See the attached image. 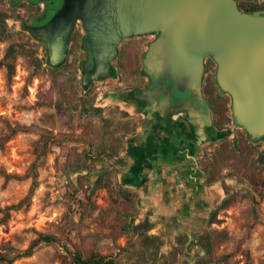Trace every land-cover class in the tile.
<instances>
[{
  "label": "rangeland",
  "instance_id": "374dc122",
  "mask_svg": "<svg viewBox=\"0 0 264 264\" xmlns=\"http://www.w3.org/2000/svg\"><path fill=\"white\" fill-rule=\"evenodd\" d=\"M21 1L0 0V208L29 200L0 223V252L24 251L48 236L55 241L12 264H72V253L116 264H264V141L254 144L232 126L229 96L212 82L213 128L231 132L205 144L200 160L217 202L190 244L177 237L166 250L162 233L139 227L154 225L139 195L117 184L126 140L138 128V117L98 98L124 88L118 74L83 87L80 23L64 64L49 67L44 44L22 28L42 6ZM238 2L264 9V0Z\"/></svg>",
  "mask_w": 264,
  "mask_h": 264
},
{
  "label": "water",
  "instance_id": "95a60500",
  "mask_svg": "<svg viewBox=\"0 0 264 264\" xmlns=\"http://www.w3.org/2000/svg\"><path fill=\"white\" fill-rule=\"evenodd\" d=\"M78 23L91 60V67L81 70L84 88L92 81L116 79L113 62L120 44L150 35L154 39L148 71L158 80L151 84L159 102L179 101L172 92L175 88L187 98L194 94L205 103L203 59L211 57L216 85L231 101L232 126L242 129L254 144L264 141V15L241 11L236 0H63L44 24L22 23V28L44 44L47 65L58 68L66 60ZM111 95L98 98L105 103V97ZM187 98L177 106H184ZM203 130L208 136L199 145L231 133L212 126ZM216 202L217 195L208 208ZM172 233H163L166 250L171 248ZM194 234L188 236V244Z\"/></svg>",
  "mask_w": 264,
  "mask_h": 264
},
{
  "label": "crops",
  "instance_id": "0c3cea01",
  "mask_svg": "<svg viewBox=\"0 0 264 264\" xmlns=\"http://www.w3.org/2000/svg\"><path fill=\"white\" fill-rule=\"evenodd\" d=\"M110 93L112 97H105V104H114L130 114H144L131 111L134 105L128 102L127 90ZM177 117L160 122L159 133L156 127L147 138L128 137L123 152L125 164L117 175L118 186L139 195L142 207L151 214L156 234L173 232L171 245L177 237L187 239L201 229L211 210L208 207L216 200L215 191L204 184L202 174L194 168L195 154L201 150L199 140H206L208 135L198 121H175Z\"/></svg>",
  "mask_w": 264,
  "mask_h": 264
},
{
  "label": "flooded vegetation",
  "instance_id": "af4514ba",
  "mask_svg": "<svg viewBox=\"0 0 264 264\" xmlns=\"http://www.w3.org/2000/svg\"><path fill=\"white\" fill-rule=\"evenodd\" d=\"M18 1L21 0H16V2ZM62 1L63 0H22L21 2H26L28 5L42 6L40 11L38 10L37 12L29 14L25 23L32 27H38L44 24L61 7ZM236 1L237 6L241 11L264 15V9H253L251 11L242 9L238 0ZM73 33L69 42L68 52L70 51L73 44ZM153 39L154 38H152L150 35H145L139 38L125 40L121 44L119 53L113 62V66L117 69L118 74L117 86L124 88L120 91L118 90L119 88L117 90H111L115 92L118 91L119 93H121L123 90H127L128 94L126 97L127 99H130L128 102H131L134 105L132 106L133 109L131 111H139V113L142 111L144 112V114L141 113L139 115L132 114L133 116L138 117V128L133 131L129 137L132 135H137L138 139L143 136H146L147 138V136L151 134L156 127L159 128V133L161 128L160 122L168 117L171 118L172 116H179L175 119V121H179V118H182V121L185 119L189 123H197L198 121L201 123L200 127L205 126L207 129L209 126L213 127L215 124L214 122H216L217 119H215L213 107L209 98V94L212 89V82L216 81V69L212 58L207 56L203 59L204 72L202 76L201 92L205 103L200 102L197 99V96L194 94H191L187 98V96L181 94L175 88L172 89V92L174 97H177L179 101L172 99V101H169L168 103L159 102V99H157L152 93L153 84H151L152 81L158 80L150 76L148 71V67H150L152 64V61L149 59V52ZM80 47L84 53V58L82 61H80L79 68L80 70L87 71L91 67V60L85 43L84 32L80 38ZM121 82H126V85L122 86L120 84ZM132 98L138 101L137 104L134 103ZM186 98L187 100L184 103V106H177V103L180 102V100L185 101ZM127 113L130 114V112ZM200 137L203 138L201 135ZM209 143L210 142L201 143L200 152L195 154L197 157L195 158L194 168H196V170L202 174V178L204 173L200 169V160L204 153V145Z\"/></svg>",
  "mask_w": 264,
  "mask_h": 264
},
{
  "label": "trees",
  "instance_id": "16d2710c",
  "mask_svg": "<svg viewBox=\"0 0 264 264\" xmlns=\"http://www.w3.org/2000/svg\"><path fill=\"white\" fill-rule=\"evenodd\" d=\"M5 19H6L5 15L0 14V24L1 25L5 24L4 23ZM13 51H14V46H10L5 56V60H7L6 68L9 73L12 71V64L9 60L13 58ZM28 200H29V197L27 196L23 198L22 200H20L15 205L7 206L3 209L0 208V214L2 215V217L0 218V223H5L10 218L11 211H17V210H20L24 206H28ZM214 218H215V213H212L209 222H213ZM144 223H141L139 227H145L144 228L145 230L152 228V225L148 223H145L146 224L145 225ZM53 241H55L53 238L48 237V236H43V237H39L38 239L34 240L29 245V247L24 251H15V250L10 249L12 250L11 254H9L8 252H4V253L0 252V263L12 264L15 260L21 257L30 256L39 243L41 242L50 243ZM71 262L72 264H116V261H114L113 258H107V257H103L97 254H91L88 257L84 258L80 253H72Z\"/></svg>",
  "mask_w": 264,
  "mask_h": 264
},
{
  "label": "bare ground",
  "instance_id": "6f19581e",
  "mask_svg": "<svg viewBox=\"0 0 264 264\" xmlns=\"http://www.w3.org/2000/svg\"><path fill=\"white\" fill-rule=\"evenodd\" d=\"M123 177V176H122Z\"/></svg>",
  "mask_w": 264,
  "mask_h": 264
}]
</instances>
